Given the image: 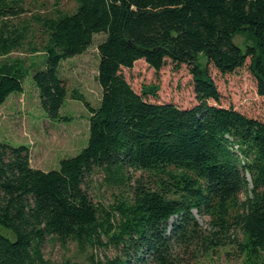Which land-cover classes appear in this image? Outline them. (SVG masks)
Returning <instances> with one entry per match:
<instances>
[{"label": "trees", "instance_id": "16d2710c", "mask_svg": "<svg viewBox=\"0 0 264 264\" xmlns=\"http://www.w3.org/2000/svg\"><path fill=\"white\" fill-rule=\"evenodd\" d=\"M30 1L0 0V56L24 40L28 26L9 29L7 19ZM69 1L73 12L37 19L42 69L29 74L17 60L0 65V107L31 75L46 116L69 121L60 113L69 95L61 64L104 34L96 46L100 101L92 108L72 94L89 111V135L55 170L32 168L27 146L0 144V264H49L45 241L95 246L103 235L121 254L93 264H190L234 243L243 264H257L264 253V122L210 105L220 94L208 66L231 74L249 58L264 97V0ZM237 35L250 44L240 48ZM139 60L156 72L167 61L187 65L196 104L151 103L145 98L156 96L153 84L137 94L122 69ZM96 172L125 188L109 211L84 188Z\"/></svg>", "mask_w": 264, "mask_h": 264}, {"label": "rangeland", "instance_id": "374dc122", "mask_svg": "<svg viewBox=\"0 0 264 264\" xmlns=\"http://www.w3.org/2000/svg\"><path fill=\"white\" fill-rule=\"evenodd\" d=\"M25 12L7 19L9 29L21 30L28 26L29 30L20 46L7 56H0V65L15 60L23 63L29 74L33 69L43 68L44 55L41 46L44 35L38 18L55 17L58 13H71L75 4L69 0H31L24 5ZM104 34L94 36L93 45L83 54L64 61L60 74L66 83L69 95L60 110L61 115L70 118L67 122H55L49 119L42 110L37 91L32 83L31 75L23 81L22 93L11 94L0 107V144L11 147L27 146L30 166L41 171L55 170L62 159L76 156L86 145L89 135V111L83 102L72 99L78 93L92 108H96L101 97V89L97 82L98 53L96 46L104 39ZM240 48L250 44L244 36L237 35L233 39ZM37 48L32 52L31 48ZM204 63V61H203ZM210 75L220 94L219 102L209 101L210 105L231 107L245 116L264 122V97L258 94V82L250 70L249 58L243 67L231 74H220L212 66H208ZM122 74L132 89L141 93L142 86L157 85L156 96H148L145 100L151 103H171L185 109L196 104L192 77L187 65L175 69L167 61L158 72L150 68L144 60L134 63L131 69H122ZM84 188L97 205L109 211L116 200L126 195L125 188L104 178L96 172L88 178ZM243 198V196H242ZM194 216L202 228L207 227V219L195 212ZM174 218L169 221L172 224ZM116 223V219H113ZM241 241L240 234L233 236ZM42 257L49 264H93L105 262L120 256L119 248L108 243L103 235L95 246L78 245L68 242L61 245L47 240L41 247ZM246 255L239 252L237 243L219 247L214 252L198 255L190 264H243ZM257 264H264V253H260ZM132 264H148L134 262Z\"/></svg>", "mask_w": 264, "mask_h": 264}]
</instances>
